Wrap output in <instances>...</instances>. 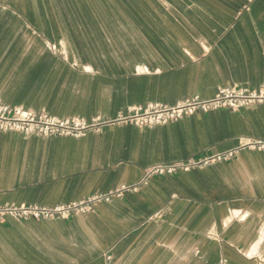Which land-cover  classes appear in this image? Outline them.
<instances>
[{"label":"crops","instance_id":"0c3cea01","mask_svg":"<svg viewBox=\"0 0 264 264\" xmlns=\"http://www.w3.org/2000/svg\"><path fill=\"white\" fill-rule=\"evenodd\" d=\"M230 85L264 91V0H0L7 104L108 119ZM246 138L264 139L263 103L79 136L0 131V205L96 198L7 217L0 264H264V153L148 172Z\"/></svg>","mask_w":264,"mask_h":264},{"label":"built area","instance_id":"2783aa9c","mask_svg":"<svg viewBox=\"0 0 264 264\" xmlns=\"http://www.w3.org/2000/svg\"><path fill=\"white\" fill-rule=\"evenodd\" d=\"M263 103L264 91L242 85L218 87L210 98H201L198 95L185 97L174 104L149 102L144 105H133L114 118H103L99 115L90 119L58 117L48 114L44 110L34 111L22 105L7 104L0 98V131H16L23 135L39 133L42 135L60 134L79 136L89 130L98 129L102 125L111 123L132 122L136 125H153L177 120L196 111H207L218 107L237 109L241 106ZM241 148L257 149L264 153V139L246 138L236 147L226 151H215L198 158L189 157L185 160L157 163L148 168L153 172H174L179 169H189L194 166H204L213 161L227 159L236 154ZM104 196V195H103ZM107 198V196H106ZM95 197L80 201L57 203L55 205H0V222L7 217L21 218L31 216L45 218L67 216L71 212H82L91 207ZM213 264H226V258L221 257Z\"/></svg>","mask_w":264,"mask_h":264},{"label":"rangeland","instance_id":"374dc122","mask_svg":"<svg viewBox=\"0 0 264 264\" xmlns=\"http://www.w3.org/2000/svg\"><path fill=\"white\" fill-rule=\"evenodd\" d=\"M31 109V108H30ZM32 110H34V111H41V110H44L45 112H47L48 114H51V115H55V116H58V117H69V118H85V119H90V118H87V117H84V116H81V115H69V116H59V115H56V114H54V113H50V112H48V111H46L45 110V108H33ZM93 117V116H92ZM94 130H96V129H94ZM33 133H35V132H33ZM39 134V133H38ZM42 135V134H41ZM49 135V134H48Z\"/></svg>","mask_w":264,"mask_h":264}]
</instances>
